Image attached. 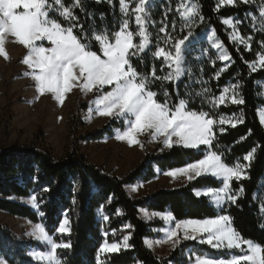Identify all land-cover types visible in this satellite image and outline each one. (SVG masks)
I'll list each match as a JSON object with an SVG mask.
<instances>
[{"label":"trees","instance_id":"trees-1","mask_svg":"<svg viewBox=\"0 0 264 264\" xmlns=\"http://www.w3.org/2000/svg\"><path fill=\"white\" fill-rule=\"evenodd\" d=\"M126 1L130 4L126 16L128 28L134 33V43H138L139 37L135 33L139 26L135 22L134 9L139 0ZM190 1L197 7L193 27L182 16L180 5L185 0H153L144 15L148 47L141 54L143 60L133 57L132 63L139 73L152 80L149 88L157 94L158 101L164 102L167 91L170 106L186 99L188 110L207 112L217 120L212 150L221 154L226 164L231 166L238 159L247 163L243 156L253 147L257 149L246 169L248 178L234 180L231 184L234 192L241 186L244 191L236 204L225 205L223 214L232 217L233 227L244 239L264 246V229L261 228L264 223V212L261 211L264 206V125L260 123V111L264 109V67L259 64V56L264 54V18L260 16L264 0L233 5H221L220 0ZM74 2L62 0L69 7ZM72 11L78 18L75 23L83 24L89 36L93 28L100 32L107 30L110 34L119 31L124 21L119 0H80V6ZM49 15L62 26H68V21L58 12ZM229 18L234 21L240 37L248 41L247 45L230 40V31L223 23ZM161 28H164L163 32ZM189 32L194 39L184 53L182 67L185 71L181 78L178 81L153 79V67L156 75L161 77L171 68L164 64L163 58H155L152 53L158 47L174 52V43ZM213 32L216 34L214 39L229 54L230 60L218 59L221 49L213 48L207 39ZM74 34L81 35L80 30L75 28ZM91 48L102 55L94 40ZM250 65H255L256 70L253 71ZM233 85H238L236 90L245 103L233 105L229 100L214 105L224 87H230L228 95H231ZM221 116L243 117V123L236 127L219 125ZM113 124V128L104 131L111 134L115 128L123 127L119 122ZM220 128L224 131L220 132ZM68 146L65 155L55 159L49 151L39 149L35 144L14 145L9 149L0 144V212L34 224L43 223L57 243H70L69 249H57L61 264H187L195 257L190 253H202L216 259L231 257L227 250H215L194 241L177 247L168 257H160L145 243L160 226L140 217V211L146 209L169 213L177 222L188 218H215L221 214V209L209 203V198L197 197L195 191L220 188L222 181L199 177L178 189L160 190L150 198L134 199L127 191L128 186L153 180L158 172H168L197 161L203 157L202 151L174 146L158 157L148 155L135 170L119 178L88 162L79 153L78 139H70ZM33 196L37 209L15 200ZM104 215L108 220L103 219ZM64 218L69 221L67 234L58 232ZM124 236L129 237V247L126 250L121 247L119 253H101L98 262L99 246L105 240L122 243ZM32 249L44 248L37 242L20 240L8 227L0 224V258L7 264H37L29 255ZM233 252L240 254L236 250Z\"/></svg>","mask_w":264,"mask_h":264},{"label":"snow or ice","instance_id":"snow-or-ice-1","mask_svg":"<svg viewBox=\"0 0 264 264\" xmlns=\"http://www.w3.org/2000/svg\"><path fill=\"white\" fill-rule=\"evenodd\" d=\"M119 2L121 12L127 14L128 5L125 0ZM147 2L152 3L153 0ZM235 2L236 0H220L221 5H233ZM241 2L247 4L249 0ZM78 6L80 0H75L71 7L65 6L62 0H53L52 3L49 0H0V56L7 59L5 42L9 37L14 38L15 43L27 49L22 63L31 70L25 75L35 81L38 95L51 93L60 105H63L66 94L74 88H79L85 93L95 91L96 99L89 106V113L95 110L100 116L110 117L121 123L123 127L116 129L115 139L126 141L129 146L140 144L138 137L151 133L152 140L162 143L161 151L172 149L174 146L202 151V158L184 167L169 170L165 174L173 178L185 176L189 181L201 176H210L222 181L220 188L195 191L197 197L209 198V203L220 208L221 214L215 218H188L176 222L174 227L167 230L166 241H172L175 247L180 243L178 233L182 232L184 241H197L214 249H226L231 254V258L216 259L202 253H190L195 255V264H264V246L244 239L233 227L232 217L223 214L225 205L236 204L239 195L244 191L241 186L234 192L231 184L234 180L238 182L248 178L246 169L250 167L257 149L253 147L243 156V161L247 163H241L238 159L230 166L222 160L221 154L212 150L215 139L214 125L217 120L211 118L207 112L188 110L186 99H180L178 104L170 106L167 91L164 92L166 99L163 103L156 99L157 94L149 88L152 80L139 73L132 63L133 57L143 60L141 54L145 53L149 44V35L145 28L146 17L141 15L145 12L146 0H139L134 9L135 22L139 26L135 33L139 37L138 43H134V33L128 31L127 19L123 21L119 31L110 34L107 30L100 32L93 28L91 36L87 35L88 30L84 29L83 24L75 23L78 18L72 9ZM50 12H58L68 21V26L64 27L51 18ZM196 12L197 7L192 4L191 7H186L182 16L189 17ZM260 16L264 18V7L260 9ZM223 23L229 26L233 24L230 18L224 19ZM75 28L80 30L81 35L74 34ZM160 31L163 32L164 28ZM191 35L189 32L188 36ZM215 35L213 32L207 39L212 42L213 48L221 49L218 59L230 60L229 54L223 51L222 45L214 39ZM188 36L174 43V52L158 47L152 53L155 58H163L164 64L171 68L166 76L161 77L156 75V69L153 67V79L173 80L183 75L185 69L181 66L184 62L182 46ZM92 40L98 43L102 55L92 50ZM230 40L248 44L247 40L236 34L235 29ZM259 64L264 67V54L259 56ZM250 67L253 71L256 70L255 65ZM219 74L217 72V77ZM237 87L238 85L231 86L230 96V87H224L214 105L225 104L229 100L233 105H243L245 100L236 90ZM218 123L236 127L238 123H243V117L221 116ZM260 123L264 125V115L260 117ZM223 131L224 129L220 128V132ZM201 146L205 147L202 149ZM29 202L33 208L37 207L35 196ZM261 211L264 212V206H261ZM154 215H160L168 221L173 220L171 214ZM103 219L108 220V216L104 215ZM68 224V219H64L59 224V233L69 232ZM261 228L264 229V223ZM31 235L37 241L50 246L47 252H30L29 255L33 259L48 261L49 264H61L57 249L71 248L70 243H57L40 224L36 225ZM128 240V236H124L122 243H108L105 240L97 252L98 262L101 253H119L121 247L126 250L129 247ZM145 243L151 247L147 240ZM233 250H238L240 255H235ZM0 264L6 262L0 259Z\"/></svg>","mask_w":264,"mask_h":264},{"label":"rangeland","instance_id":"rangeland-1","mask_svg":"<svg viewBox=\"0 0 264 264\" xmlns=\"http://www.w3.org/2000/svg\"><path fill=\"white\" fill-rule=\"evenodd\" d=\"M237 2H241V0H236L235 3ZM125 3L128 5V14L130 4L126 0ZM150 4L146 0L145 12ZM192 4L190 0H185V3H183L185 7H182V13L186 10V7H191ZM145 12L141 14L142 17H144ZM196 13L192 16L184 17L192 27L195 26L193 19ZM127 14H123L124 20ZM232 22V26L226 25L230 35L235 29L236 34L240 36L233 20ZM193 39L194 36L191 35L185 41V45L182 46L183 57ZM4 47L7 59L0 56V144L3 148L9 149L14 145L28 146L35 144L39 149H46L55 159H59L68 150L70 139H78L79 153L84 155L88 162L96 165L104 172L119 178L135 170L148 155L158 157L169 150L161 151L162 143L152 140L151 133L140 135L138 137L140 144L129 146L126 141L115 139L116 128L111 134L109 131H104L107 128H113V123L117 121L110 117L100 116L95 110L89 113V106L96 99L97 94L95 91L85 93L81 92L79 88H74L70 93L66 94L63 105H60L51 93H46L43 96L38 95L35 81L30 76L25 75L26 72L31 70L22 63V60L27 55V49L15 43L14 38L11 37L6 40ZM179 79L175 80L178 81ZM94 108L95 106L93 105ZM262 115H264V109L260 111V117ZM165 173L158 172V175L149 182H138L128 186L129 195L134 199L150 198L160 190H175L189 182L185 176L173 178ZM31 198L15 200L32 207L29 202ZM33 209H37V207ZM155 213L158 212L146 209L140 211V217L144 221L156 223L160 226L154 229V236L147 239L151 247L148 244L147 246L156 255L168 257L177 247L187 242H193L184 241L182 232L178 233L177 238L180 239V243L175 247L172 241H166L167 230L170 227H174L177 221L174 218L172 221L162 219L160 215H154ZM0 224L8 227L20 240L34 241L44 248L40 250L32 249L29 253L48 251L50 246L37 241L31 235L37 224L45 228L43 223L34 224L28 220L11 217L7 213L0 212ZM46 233L48 232L46 231ZM194 242L198 243L197 241ZM31 258L33 259L32 256ZM193 258L187 264H195V257ZM33 261L37 264H49L48 261L37 259H33Z\"/></svg>","mask_w":264,"mask_h":264}]
</instances>
